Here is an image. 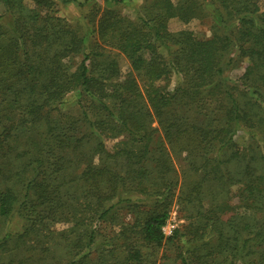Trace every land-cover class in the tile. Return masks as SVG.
<instances>
[{"label":"trees","instance_id":"trees-1","mask_svg":"<svg viewBox=\"0 0 264 264\" xmlns=\"http://www.w3.org/2000/svg\"><path fill=\"white\" fill-rule=\"evenodd\" d=\"M206 2L219 10L209 38L196 39L190 31L168 28L173 16L185 22L205 16ZM146 7V16L126 23L119 12L106 9L97 32L93 31L101 44L124 53L136 72V77L118 81H110L111 72L117 69L105 47L94 42L87 51L84 40L52 12L29 8L16 15L8 13L11 26L0 33L7 36L0 44L3 118L9 120V114L18 111L25 124L41 120L45 109L57 111L78 91L91 100L89 109L98 108L105 120L96 123L91 119L78 97L83 131L78 132L75 122L57 125L49 117L43 119L45 130L38 142L33 141L27 157L31 173L15 174L20 177L21 190L8 183L0 189V218L5 221L17 213L25 222L23 231L8 232L6 241L18 242L31 235L23 248L44 264H155L148 261V253L154 255L168 245L180 264H264L263 174L252 182L242 180L245 172L240 178L235 176L234 186L245 203L234 224L229 221L223 228L224 220L214 216V203L200 207L202 195L194 194L193 187L184 193L182 189L185 203L179 201L181 209L193 206L192 219L169 237L162 230L177 188V180L166 177L170 155L164 144L187 152L189 171L200 182L222 181L223 161L216 152L232 150L236 146L233 134L241 127H251V113L240 104L224 73L235 61L232 50L243 54L249 43L259 47L252 59L264 69V10L253 0H152ZM56 31L66 35L65 43L48 58L45 47ZM81 52L76 70L68 71L63 58ZM259 77L264 86V70ZM254 92L260 96L258 87ZM153 120L158 127L151 126ZM117 127L127 138L116 149L107 151L103 143H96L93 155L84 150L89 139L100 142V136L113 135ZM159 130L165 142L151 149ZM96 152L93 162L91 156ZM122 153L127 157L124 174L116 171ZM78 156L85 161L81 172L77 171L82 164ZM148 159L156 163L154 180H159V188L153 187L148 175ZM194 200L197 205H187ZM257 210L263 213L258 224ZM124 213L133 219H123ZM58 214L70 222L61 236L47 224ZM55 236L59 239L52 242ZM60 242L68 248L65 256V250L57 247Z\"/></svg>","mask_w":264,"mask_h":264},{"label":"rangeland","instance_id":"rangeland-1","mask_svg":"<svg viewBox=\"0 0 264 264\" xmlns=\"http://www.w3.org/2000/svg\"><path fill=\"white\" fill-rule=\"evenodd\" d=\"M42 4L37 3V0H0V16L4 17L0 19V33L2 31H7L11 26L9 12L23 13L27 12V9L37 10L39 13L52 12L53 15L61 18L66 22L70 29L78 34V36L84 40V48L89 51L94 42L101 44L98 40V35L93 32L94 29H98V20L104 10L113 8L115 11L119 12L123 23L128 20H136L138 17H144L147 14V5L152 0H123L119 3H112L105 0H47L48 6L45 7L43 0ZM175 1V0H173ZM257 1L260 10H264V0H253ZM38 4H36V3ZM205 8L207 9V14L203 17L192 18L189 21H182L179 17L173 16L168 21V28L171 31L186 30L190 31L192 36L196 39H207L211 36L214 26L219 20V10H215L212 5L208 2L205 3ZM3 40H0V44L5 43L7 36H0ZM66 35L56 31L54 33L52 40L47 42L45 47L44 55L48 58H52L53 55L59 50L65 43ZM51 43L52 46H49ZM54 43V44H53ZM106 52L115 61V68L117 70L112 71V78L110 81H118L127 79L129 77H136V72L131 68L128 58L122 53L118 48L114 46H106ZM44 49V48H43ZM259 47L254 44H247V51L243 54H238L237 49L232 50L234 55V63L225 71V78L228 84L231 86L233 93L240 102V104L247 109L248 113H251L253 121L251 127H241L233 134V139L236 144L232 150L225 149L215 155L221 157L223 164L222 169L225 171L224 180L222 181H212L206 179L200 182L197 174L189 168V160L187 157V152H178L170 148L169 144H164V148L169 153V165L166 170V177H174L177 180V188L175 192V197L171 204L169 210V217L164 226V233L166 236H171L177 228H182L186 225L188 221L192 219L193 211L190 210L193 206H183L181 209V204L179 201L185 203L181 200V191L190 190L195 188L194 194L200 192L202 195L200 207L206 209L212 204L217 211L214 214L215 217H220V220H224V226L230 221L233 224L236 221V217L240 214L241 209L245 203V200L241 199L238 195L239 189L234 186L235 176L239 177L242 173L246 175L242 180L253 181L256 177L263 174L264 176V86L261 84V77L259 75L263 72V68L257 66V61L252 59L254 53L257 52ZM64 57V56H63ZM83 57V52L81 53H69L65 56L64 62L68 65V71L76 70L81 59ZM62 59V60H63ZM111 70V68H110ZM109 82V81H108ZM255 87H258L260 91V96L254 92ZM208 88H206L207 90ZM78 91H74L72 95L74 99L70 102L64 100L57 111H52L45 109L41 113V120L29 121L26 124L22 122L20 114L15 111L14 114L10 113V119L7 120L3 118V106L0 105V121L2 130H0V189L5 185L14 187L18 192L21 190L20 177H16L15 174H28L31 173L30 168L26 165L27 157L30 152L33 151V141H39L40 134L45 130V122L43 119L49 117L57 125H69L70 122H75L74 124L78 127V132L83 131V120L84 114L78 105L79 100L82 101L85 107L84 111H88L91 119L100 122L104 119L102 112L100 113L98 108L89 109L91 105V100L86 96H80L77 94ZM69 97V96H67ZM76 97L79 100H76ZM87 108V109H86ZM12 111V109H11ZM42 121V122H39ZM82 122V123H80ZM17 125V128H10L11 125ZM73 124V125H74ZM108 125L105 123L101 124L102 128H106ZM75 126V127H76ZM151 126L158 127L157 121L153 120ZM53 127V125H52ZM6 128V129H4ZM44 128V130H43ZM43 130V131H42ZM6 131L5 135L4 134ZM42 131V133H41ZM255 133L257 138H253L249 132ZM154 142L151 144V149L164 143V136L162 130H159L155 136ZM127 138V134L118 127L113 129V135L100 136V142H96L94 139H89V147L83 146L84 150L91 151L93 155L94 145L96 143H103L104 148L109 151H113V148H117V144ZM85 143V144H87ZM107 150V151H108ZM7 152V154H5ZM18 156V154H20ZM98 152L91 156V160L97 161ZM5 155V156H4ZM104 157V156H103ZM81 159V165L77 167V171L81 172L85 166L84 156H78ZM118 165L116 166L117 172L125 173L127 157L123 155L118 158ZM148 175L152 180V185L154 188H159V180L156 179V163L153 160L148 159ZM242 161L244 167L239 163ZM189 171V172H187ZM13 175L14 178L9 180ZM24 175V176H25ZM12 176V177H13ZM226 178H229L228 180ZM200 183V184H199ZM155 184L157 186H155ZM264 185V177H263ZM231 191V192H230ZM229 192V194H227ZM227 194V195H226ZM213 196V197H212ZM187 205H197V202L192 201ZM244 209V208H243ZM249 216L250 211H246ZM123 219L131 221L133 218L129 213L122 214ZM254 217L257 219L258 224L263 217V213L257 210ZM247 220V216L244 218ZM24 220L21 216L15 213L8 220H2L0 218V262L7 264H44L45 262H40L37 260V255L29 253L23 248V245L27 240H30L32 236L25 237L21 241H14L13 239L6 240V235L8 232H22L24 229ZM51 229H54L58 236L64 234L67 227L70 225L62 214H58L56 218L50 222H47ZM235 226V225H234ZM40 227V226H39ZM54 237L52 242L57 241ZM5 239V240H4ZM19 243V244H18ZM32 244H36V240H31ZM57 247L59 249L65 250L63 252L64 256L68 250L66 249V243L60 242ZM149 251V250H148ZM154 255L152 252L148 253V261H155V264H180L175 255V250L170 246L166 248L160 247L157 249ZM64 262L61 261V264Z\"/></svg>","mask_w":264,"mask_h":264},{"label":"built area","instance_id":"built-area-1","mask_svg":"<svg viewBox=\"0 0 264 264\" xmlns=\"http://www.w3.org/2000/svg\"><path fill=\"white\" fill-rule=\"evenodd\" d=\"M162 230H163V232H164V226L162 227Z\"/></svg>","mask_w":264,"mask_h":264}]
</instances>
